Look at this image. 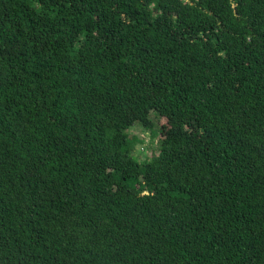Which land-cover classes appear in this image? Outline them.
<instances>
[{
  "label": "trees",
  "instance_id": "16d2710c",
  "mask_svg": "<svg viewBox=\"0 0 264 264\" xmlns=\"http://www.w3.org/2000/svg\"><path fill=\"white\" fill-rule=\"evenodd\" d=\"M0 264H264V0H0Z\"/></svg>",
  "mask_w": 264,
  "mask_h": 264
},
{
  "label": "rangeland",
  "instance_id": "374dc122",
  "mask_svg": "<svg viewBox=\"0 0 264 264\" xmlns=\"http://www.w3.org/2000/svg\"><path fill=\"white\" fill-rule=\"evenodd\" d=\"M156 115L153 116V121L156 124L158 121ZM159 127L154 125L153 129L146 130L140 124H135L130 130V137L136 139V143L133 146V155L139 161H146L153 159L155 155L158 154L159 146ZM159 146V147H158Z\"/></svg>",
  "mask_w": 264,
  "mask_h": 264
}]
</instances>
